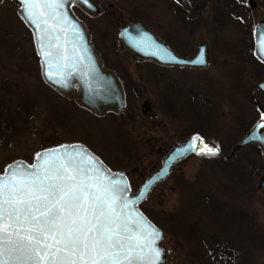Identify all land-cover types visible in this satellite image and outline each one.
<instances>
[{
  "label": "rangeland",
  "instance_id": "obj_1",
  "mask_svg": "<svg viewBox=\"0 0 264 264\" xmlns=\"http://www.w3.org/2000/svg\"><path fill=\"white\" fill-rule=\"evenodd\" d=\"M178 1L95 0L100 7L96 14L72 6L103 65L119 72L117 65L129 66L139 75L131 85L126 81L137 93L122 116L97 115L81 104L78 88L67 95L51 86L21 3L0 0V173L16 159L32 162L41 149L91 138L119 156L123 164L115 165L137 190L160 165L172 140L199 132L222 151L180 162L140 204L172 250L166 264H264V192L258 189L264 157L253 144L233 153L261 116L252 96L264 80V65L249 45L254 26L264 19V0H255V8L247 0ZM142 22L184 53L207 43L209 65L136 62L119 39L124 26ZM148 94L156 116L142 111ZM255 98L264 109V93ZM217 241L227 243L232 253L213 255Z\"/></svg>",
  "mask_w": 264,
  "mask_h": 264
},
{
  "label": "snow or ice",
  "instance_id": "obj_2",
  "mask_svg": "<svg viewBox=\"0 0 264 264\" xmlns=\"http://www.w3.org/2000/svg\"><path fill=\"white\" fill-rule=\"evenodd\" d=\"M20 2L38 31L47 75L54 79L48 61L58 57L60 68L68 60L60 51V34L76 31L74 25L66 27L65 0ZM260 44L264 51V38ZM189 149L207 156L219 153L200 137L193 138ZM38 159L43 163L0 176V264H159L160 233L134 214L137 199H129L122 177L113 179L82 151L38 154Z\"/></svg>",
  "mask_w": 264,
  "mask_h": 264
},
{
  "label": "water",
  "instance_id": "obj_3",
  "mask_svg": "<svg viewBox=\"0 0 264 264\" xmlns=\"http://www.w3.org/2000/svg\"><path fill=\"white\" fill-rule=\"evenodd\" d=\"M73 3L81 4L91 13L96 14L99 12V7L93 0H87V2H85V0H65L63 11L70 22L66 27L74 25L76 31H68L66 36L62 33L60 34L61 39L58 42L60 51L64 55H67L68 60L67 67L60 68H57V64L62 62L58 57L48 61V63L52 64L51 71L53 72L54 79H50L47 75L49 69L47 68L44 57L41 55V41L38 31L35 25L27 19L23 5L21 4V15L34 32L38 55L42 64L43 76L50 85L67 95H70L75 88H78L80 91L79 101L81 104L98 114H103L107 110H113L123 114L125 112V98L120 81L113 71L106 70L103 66L96 49L90 41L89 33L84 23L72 12L71 5ZM262 38H264V20L259 22L255 30L256 52L259 57L264 60V51H261L260 44ZM119 40L123 49L130 50L135 54L134 58L136 60L152 58L163 64L190 65L196 67H206L208 65L209 52L206 44H201L198 48V52L191 57L179 56L170 50L165 43L159 41L156 35L149 30L144 23H131L124 26ZM44 43L46 46L48 45L49 42L47 38H45ZM53 43L55 44L57 42L53 41ZM53 51L55 52V49H53ZM81 56L83 57L82 59L80 58ZM201 59L203 60L202 63L199 62ZM59 73H62V75ZM58 79L63 80L64 83H56L55 81ZM260 91H264V81L259 83L253 95V101L261 111V117L235 148H233V153L246 145L254 143L260 146L264 157V127H261V125H264V109L255 98ZM195 137H200L203 143L206 144L205 139L199 133H194L181 142H175L173 148L164 156L162 166L154 172L136 192L131 191L129 178L125 172L120 170L112 171L97 155L79 142L63 143L40 150L35 155V160L32 163L23 159H17L9 163L5 171L0 173V176L5 175L10 169H16L17 167L28 170L32 165H40L43 163V160L38 159V154L40 157H43L44 154L47 153L67 150V152L82 151L92 155L99 161L98 167H102L106 170L113 179L123 178L122 183L126 184L129 188L127 191L129 199H137V203L133 206L134 214L138 212L143 217L146 224L151 225L160 233V239L156 241V247L159 248L161 252L159 264H166L172 250L163 244L164 232L139 208V204L148 198L154 186L167 180L179 162L190 154H198L196 151L189 149V145ZM200 146L198 142V147ZM220 150L221 148H219V151ZM145 186H149L148 191L143 197H139V193L144 191ZM258 189L264 192V174L258 182Z\"/></svg>",
  "mask_w": 264,
  "mask_h": 264
},
{
  "label": "flooded vegetation",
  "instance_id": "obj_4",
  "mask_svg": "<svg viewBox=\"0 0 264 264\" xmlns=\"http://www.w3.org/2000/svg\"><path fill=\"white\" fill-rule=\"evenodd\" d=\"M95 1V0H94ZM176 0H173V2L174 3H179V1L178 2H175ZM248 1V4L249 5H251V4H253V8H255L256 7V3H255V0H247ZM77 3H74L73 5H76ZM96 4H97V6L99 7V5H98V3L96 2ZM100 8V7H99ZM235 11V10H234ZM227 15H228V13H227ZM236 15V14H235ZM224 17V16H223ZM219 18H221V17H219ZM262 20H264V19H261L259 22H261ZM140 22V21H139ZM258 22V23H259ZM143 23V22H142ZM258 23L254 26V29L252 30V39H253V41L251 42V44L249 45V48H250V46H252V48H253V50H252V52H253V54L252 55H254V56H256L257 57V59H258V61L262 64V65H264V60L263 59H261L258 55H257V52H256V44H255V30H256V27H257V25H258ZM144 24H145V22H144ZM146 25V24H145ZM147 26V25H146ZM147 27H149V26H147ZM151 29V28H150ZM152 31H154L153 29H151ZM155 35H156V37L161 41V42H163V43H165L168 47H169V49L170 50H172L173 52H175L177 55H179V56H182V57H191V56H193V55H195L197 52H198V48H199V46L201 45V44H203V43H201V44H199L198 46H197V48H196V51L194 52V53H184L183 52V50H182V47H180L179 46V48L178 49H176V48H172L171 46H170V44H169V42H168V40L167 39H165V38H162L161 39V37L157 34V32L156 31H154L153 32ZM204 44H206L207 45V47H208V44L207 43H204ZM181 45H183V44H181ZM185 46V45H184ZM123 51H125V52H127V53H129V54H131L132 55V57H133V59L134 60H136L135 58H134V56H135V54L133 53V52H131V51H128V50H125V49H123ZM208 52H209V59H208V65H209V60H210V51H209V47H208ZM148 60H153V59H148ZM141 61H143V60H136V62H141ZM154 62H158V61H156V60H153ZM159 64H161V65H163L164 67H170V66H179V67H192V68H205V67H196V66H190V65H186V66H184V65H174V64H163V63H160V62H158ZM207 65V66H208ZM206 66V67H207ZM105 67V69L106 70H111V71H113V73L117 76V78L119 79V81H120V83H121V86H122V89H123V92H124V97H125V104H126V106H125V113L127 112V103L129 102L128 100H129V98L130 97H132L131 95L132 94H135V93H137L136 91H135V89L133 88V87H130L129 88V86H128V82H129V84L131 85L132 83H133V79L134 78H137L139 75H136L135 74V72L129 67V66H123V65H117V67H118V69L119 70H121V72H119V71H117V69L116 68H110V67H106V66H104ZM152 73L155 75V76H157L156 75V71H149V74L152 76ZM126 81H128V82H126ZM264 80H262V81H260L259 83H261V82H263ZM259 83H258V85H259ZM257 85V86H258ZM143 87H146L144 84H143ZM261 92H263L264 93V91H261ZM254 94V93H253ZM252 100H253V96H252ZM254 102V101H253ZM255 104V103H254ZM153 105V99H152V96L150 95V94H148L147 96H146V98H145V100H144V105H143V109H142V111H143V113L146 115V116H148V117H150V116H156L157 115V112L155 111V108L152 106ZM257 106V105H256ZM258 108V107H257ZM88 109V108H87ZM90 110V109H89ZM258 110L260 111V109L258 108ZM92 111V110H91ZM94 112V111H93ZM105 112H112V113H114V114H118V115H122V116H125V113H123V114H119V113H116L115 111H111V110H108V111H105ZM156 112V113H155ZM95 113V112H94ZM95 114H97V113H95ZM104 114V113H103ZM103 114H97V115H103ZM255 124V123H254ZM253 124V125H254ZM252 125V126H253ZM251 126V127H252ZM250 127V128H251ZM250 128L248 129V131L250 130ZM247 131V132H248ZM246 132V133H247ZM194 133H197V132H194ZM194 133H191L190 135H192V134H194ZM199 133V132H198ZM245 133V134H246ZM201 134V133H200ZM244 134V135H245ZM189 135V136H190ZM188 136V137H189ZM203 136V135H202ZM188 137H186V138H184L183 140H185V139H187ZM204 137V136H203ZM205 138V137H204ZM87 139H89V141H78V142H81L82 144H84L88 149H90L94 154H96L110 169H112L113 171H117V170H122V171H124L123 169H120L119 167H117L118 165H121V164H123V162H122V160L119 158V156L116 154V156L115 155H113L112 153H111V150H110V148H100L99 147V145H98V143H96L94 140H92L91 138H87ZM183 140H181V141H183ZM181 141H176V140H172L171 141V146H170V149L171 148H173V146H174V143L175 142H181ZM208 144V143H207ZM209 145V144H208ZM253 145H256V146H258V148H260V146L259 145H257V144H253ZM209 146H211V144L209 145ZM213 146V145H212ZM215 147H218V148H222L221 146H215ZM112 149V148H111ZM170 149H168V151L167 152H169L170 151ZM166 152V153H167ZM166 153L163 155V157L166 155ZM192 155V154H191ZM191 155H189L188 157H190ZM199 155V154H198ZM187 157V158H188ZM186 158V159H187ZM162 161H163V158L161 159V162H160V165L153 171V172H155V171H157L159 168H160V166L162 165ZM115 164H118V165H115ZM180 164V163H179ZM178 168H179V166H178ZM178 168H175V169H173V171H172V173L170 174V176L173 174V172L174 171H176V170H178ZM137 170V169H136ZM125 172V171H124ZM152 172V173H153ZM126 173V172H125ZM127 174V173H126ZM127 176H128V178H129V181H130V185H131V187L134 185V182L135 181H133L130 177H129V175L127 174ZM149 176L150 175H148V176H146L145 177V179H144V181H143V183L149 178ZM170 176L167 178V180L170 178ZM166 180V181H167ZM142 183V184H143ZM141 184V185H142ZM140 185V186H141ZM140 186L138 187V188H140ZM132 189V188H131Z\"/></svg>",
  "mask_w": 264,
  "mask_h": 264
},
{
  "label": "trees",
  "instance_id": "obj_5",
  "mask_svg": "<svg viewBox=\"0 0 264 264\" xmlns=\"http://www.w3.org/2000/svg\"><path fill=\"white\" fill-rule=\"evenodd\" d=\"M2 105H4V104H2ZM3 127H4V124L0 125V128H3ZM211 252L214 253L213 255H217L220 257H226L224 255H227L228 253H232V250H231V248L227 247V243H225L224 241H217L215 246L212 248ZM227 264H229V261Z\"/></svg>",
  "mask_w": 264,
  "mask_h": 264
}]
</instances>
